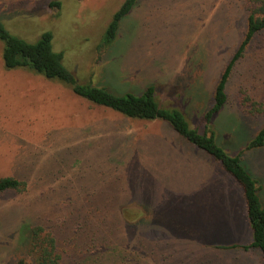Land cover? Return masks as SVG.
Instances as JSON below:
<instances>
[{"label": "rangeland", "instance_id": "obj_1", "mask_svg": "<svg viewBox=\"0 0 264 264\" xmlns=\"http://www.w3.org/2000/svg\"><path fill=\"white\" fill-rule=\"evenodd\" d=\"M123 1L0 0V22L28 42L51 32L80 83L115 93L152 85L161 107L179 109L201 131L243 40L247 0H138L115 42L98 50ZM3 47L0 177L26 189L0 194V264H39L49 235L57 264H263L258 249H243L252 235L242 191L216 162L162 121L123 118L56 80L6 69ZM226 92L213 117L216 138L242 153L264 206V145L246 149L264 126V31L236 62ZM32 237L42 247L35 253Z\"/></svg>", "mask_w": 264, "mask_h": 264}, {"label": "trees", "instance_id": "obj_2", "mask_svg": "<svg viewBox=\"0 0 264 264\" xmlns=\"http://www.w3.org/2000/svg\"><path fill=\"white\" fill-rule=\"evenodd\" d=\"M137 2L138 0H124L118 10L113 13L97 46L98 50L107 49L115 42L122 20L133 10ZM52 4L57 5L54 2ZM246 10V31L243 40L216 82L212 105L203 115L204 125L201 131L192 127L185 114L179 109L161 107L152 85L145 87L139 93L131 91L115 93L105 86L80 83L64 65L63 53L53 50L51 32H44L35 42H28L11 34L0 22V41L4 44L2 59L6 69H26L46 79L56 80L67 86L76 97L94 106L112 110L123 118L162 121L185 142L216 162L242 191L245 214L252 235L250 243L243 246V249H258L264 264V206L261 204L258 194L260 186L258 181L243 167L242 153L231 155L218 143L212 125L214 115L222 110L227 103L226 87L236 62L242 58L253 37L264 31V0H247ZM263 145L264 126L249 140L246 149L258 148ZM25 189L26 182L23 180L15 177H0V194L7 191L21 193ZM124 212L125 209H122V216H124ZM42 229L40 227L32 230V235L38 236ZM32 238L34 247L30 253H35L36 249L41 247V243H37L36 239ZM49 238L47 246H44L43 249L40 248L42 251L39 264H57L59 261V256L55 254V241L50 235ZM18 264L27 263L22 259Z\"/></svg>", "mask_w": 264, "mask_h": 264}, {"label": "crops", "instance_id": "obj_3", "mask_svg": "<svg viewBox=\"0 0 264 264\" xmlns=\"http://www.w3.org/2000/svg\"><path fill=\"white\" fill-rule=\"evenodd\" d=\"M17 238H19V239L21 240V244H20L19 242H17V244L19 243V245H22V237H21V235H18ZM20 260H22V258L19 259V260L16 262V264H18V262H19Z\"/></svg>", "mask_w": 264, "mask_h": 264}]
</instances>
